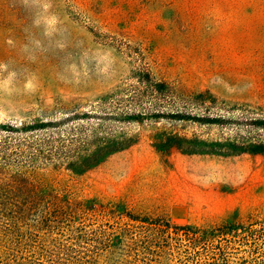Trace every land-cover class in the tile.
<instances>
[{"label": "rangeland", "instance_id": "rangeland-1", "mask_svg": "<svg viewBox=\"0 0 264 264\" xmlns=\"http://www.w3.org/2000/svg\"><path fill=\"white\" fill-rule=\"evenodd\" d=\"M262 119L264 0H0V146L38 122L52 127L29 136L67 149L95 128L128 145L77 174L71 158L31 169L21 135L10 172L77 215L0 218V264L264 262L247 230L209 242L175 231L264 217V155L231 147L264 143Z\"/></svg>", "mask_w": 264, "mask_h": 264}, {"label": "trees", "instance_id": "trees-1", "mask_svg": "<svg viewBox=\"0 0 264 264\" xmlns=\"http://www.w3.org/2000/svg\"><path fill=\"white\" fill-rule=\"evenodd\" d=\"M145 78L143 82L151 83L152 79L149 74H146ZM153 84L160 91L167 88L164 83ZM255 123L257 127L264 128V119ZM51 127L49 124L38 122L30 126L12 128L7 132L16 135V137H8L7 143L4 146H0V158L3 159L2 157H5L4 162H0V218L10 219L13 223L20 224L32 219L36 224H42L41 222L43 221H49V218H52L49 222L62 223L63 221L73 220L77 215V212L73 209V202L67 200L60 193H55L53 190L45 191L41 182L34 179L31 175L10 172L8 154L22 157L26 154L24 148L21 147L25 137L22 138L21 135H25L32 140L30 146L32 151L26 156L28 157L27 164H29L28 166L31 169H35L40 163L47 164L56 160H68L71 158L66 168L77 174H83L98 166L109 156L128 146L126 143L121 142L120 139L113 138L112 135L102 130L103 128H95L90 130L89 134H83L77 139H72L70 147L72 146L73 149H67L69 145H65L62 140H34L33 136H29L32 133L48 130ZM11 143L14 147L10 146ZM231 147L233 150H238V152L264 155L263 142L233 144ZM129 218L133 222L155 225L162 229V225L156 223V221L150 223V221H143L138 219V217ZM248 226L249 228L246 229ZM179 230L188 237L190 242L214 241L221 237L247 230L243 236L246 242H248L249 235H251L255 246H257L258 242L264 245V217L253 213L248 215L239 225H226L207 230L187 226L175 228L176 232ZM256 264H264V262L259 261Z\"/></svg>", "mask_w": 264, "mask_h": 264}]
</instances>
